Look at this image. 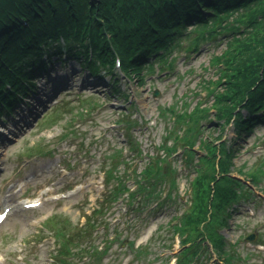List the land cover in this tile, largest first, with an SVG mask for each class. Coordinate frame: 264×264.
<instances>
[{"label": "rangeland", "instance_id": "1", "mask_svg": "<svg viewBox=\"0 0 264 264\" xmlns=\"http://www.w3.org/2000/svg\"><path fill=\"white\" fill-rule=\"evenodd\" d=\"M234 17H229V21ZM195 26L188 24L182 38L172 43L169 51H158L167 61L156 55L150 58L152 68L143 66V79L136 73L128 74V79L117 67L107 65L97 66L98 77L90 76L74 58L65 59L64 53L63 61L49 64L47 76L35 82L36 97L45 99L56 91L54 80L61 78L67 88L57 93L56 103L41 107L34 102L36 97L29 94L22 101L34 103L32 106L18 107L12 116L4 112L7 119L0 120V208L7 204L14 206L15 211L0 226V264H50L58 248L55 228L65 226L73 231L85 224L88 215H92L96 226L92 244L98 251H107L99 261L90 262L89 258L85 264H175L182 248L173 228L179 219L174 217L179 218L190 202L191 181L196 175L194 167L183 160V152L172 157L177 172L172 201L166 199L156 207V200L138 204L135 198L132 206L128 200H119L104 211H93L100 207L108 183L102 157H110L114 149L121 148L129 165H120L116 173L132 184L133 169L140 172L144 168L147 159L142 157L156 154L174 125L171 114L163 108L192 110L202 100V107L210 108V118L203 121L204 138H222L229 145L234 140L232 123L219 125L222 121L216 119L212 109L214 96H208L204 86L209 80H217L214 57L237 34L215 33L199 50L191 51L188 45L196 35ZM223 86H218V90ZM87 100L84 107L88 109L82 110L83 101ZM61 104H66V111L59 112L63 106L59 107L54 122H46L44 115ZM42 108L45 109L41 111ZM130 116L138 125L130 124L126 129V125L117 122ZM129 141L138 144L136 150L128 148ZM233 146L239 154L233 174L242 178L239 169L248 170L264 159V123L254 125ZM246 181L253 193L237 206L229 227L220 233L228 243L240 244L242 259L236 264H264V182L261 188ZM111 185H117L116 178L108 183V187ZM168 189V185L161 187L163 196ZM37 199L42 204L36 209L22 205ZM251 233L257 235L252 242L246 240ZM78 248L73 249L76 254L70 258L72 264L85 262L80 260Z\"/></svg>", "mask_w": 264, "mask_h": 264}, {"label": "trees", "instance_id": "2", "mask_svg": "<svg viewBox=\"0 0 264 264\" xmlns=\"http://www.w3.org/2000/svg\"><path fill=\"white\" fill-rule=\"evenodd\" d=\"M188 24L196 25L192 29L196 35L188 45L191 51L199 50L215 33L237 34L214 57L217 80L204 86L207 95L214 96L212 109L222 121L219 125L232 123L236 136L231 145L219 136L216 141L204 138L203 121L210 118V108L202 107V100L192 110L163 108L171 114L174 125L158 152L146 154L144 168L139 173L133 170L134 190L116 173L120 165H129L123 150L114 149L106 156L107 180L116 178L117 185L94 213L125 194L130 206L135 198L138 204L156 200L161 206L166 199L173 200L177 172L172 157L183 152V160L194 167L196 175L191 181L190 204L179 218L174 217L179 219L173 228L182 248L176 264H236L242 259L240 244L228 243L220 230L229 227L237 206L253 193L246 180L258 187L264 182V159L253 168L239 169L242 178L233 174L239 156L233 145L254 125L264 123V0H0V116L14 113L17 103L44 76L52 56L63 60L66 52L67 59H76L80 67L96 75L98 65L112 68L119 58L127 75L136 73L143 79V66L152 68L150 58L155 55L165 60L158 51L166 53L172 43H178ZM220 85H224L222 90H218ZM88 103L83 101L82 110L88 109L84 107ZM65 105L56 107L51 112L55 114L50 113L45 121L53 123L58 108L63 106L59 112H65ZM131 117L117 122L126 129L130 124L138 125ZM132 141L128 148L136 150L138 144ZM164 185L169 189L163 196ZM94 226V220L87 216V223L73 231L65 226L55 228L59 248L50 264H72L73 249L78 247L80 260L99 261L107 249L98 251L92 244Z\"/></svg>", "mask_w": 264, "mask_h": 264}, {"label": "water", "instance_id": "3", "mask_svg": "<svg viewBox=\"0 0 264 264\" xmlns=\"http://www.w3.org/2000/svg\"><path fill=\"white\" fill-rule=\"evenodd\" d=\"M155 95H158V92L155 93ZM248 239H253V236H250Z\"/></svg>", "mask_w": 264, "mask_h": 264}]
</instances>
